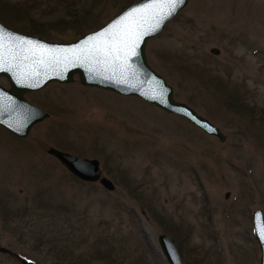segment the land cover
<instances>
[{
	"label": "rangeland",
	"instance_id": "obj_1",
	"mask_svg": "<svg viewBox=\"0 0 264 264\" xmlns=\"http://www.w3.org/2000/svg\"><path fill=\"white\" fill-rule=\"evenodd\" d=\"M137 1L0 0V22L70 42ZM164 29L146 43L147 61L225 139L79 75L25 94L49 116L24 138L0 127V245L11 251L0 264H169L160 234L183 264H259L264 0H188ZM50 147L97 159L115 190L76 179Z\"/></svg>",
	"mask_w": 264,
	"mask_h": 264
},
{
	"label": "water",
	"instance_id": "obj_2",
	"mask_svg": "<svg viewBox=\"0 0 264 264\" xmlns=\"http://www.w3.org/2000/svg\"><path fill=\"white\" fill-rule=\"evenodd\" d=\"M162 3L164 0L132 3L107 23L70 42L49 41L12 30L0 22V69H3L0 81L6 79L8 84L5 87L0 82V127L17 137H26L30 129L46 120L49 114L30 103L25 94L40 91L50 83L68 84L79 75L82 85L138 97L224 140L223 131L185 102L174 98L172 86L147 61L146 43L165 31L166 25L185 8L188 0L178 3L174 10L169 6L159 7ZM150 4L156 7L146 8ZM140 9L145 10L132 20H125ZM128 28L135 31V54L131 46H125ZM210 52L218 55L220 50L213 47ZM47 150V154L59 160L75 178L87 183L98 182L108 191L115 190L111 179L102 175L97 159L78 157L53 147ZM228 196L229 193L225 195ZM263 214L261 209H256L252 215L254 237L261 254L259 264H264ZM158 238L169 264H183L174 239L166 234ZM0 253L11 254V251L0 245Z\"/></svg>",
	"mask_w": 264,
	"mask_h": 264
},
{
	"label": "snow or ice",
	"instance_id": "obj_3",
	"mask_svg": "<svg viewBox=\"0 0 264 264\" xmlns=\"http://www.w3.org/2000/svg\"><path fill=\"white\" fill-rule=\"evenodd\" d=\"M183 0H164V3H162L161 5H159V7L163 8L165 6H169L171 7L173 10L175 9V7L177 6L178 3H182ZM152 7H156V5H147L146 8H152ZM145 9H140V10H134L132 13H130L125 20H132L133 17L138 16L140 14L141 11H144ZM125 35L128 37V39L125 41V46H131V50H132V54H135V50H134V45L136 42V36H135V31L133 28H128ZM3 70V69H0Z\"/></svg>",
	"mask_w": 264,
	"mask_h": 264
},
{
	"label": "trees",
	"instance_id": "obj_4",
	"mask_svg": "<svg viewBox=\"0 0 264 264\" xmlns=\"http://www.w3.org/2000/svg\"><path fill=\"white\" fill-rule=\"evenodd\" d=\"M36 34H38V35H42V33H36ZM230 97H231V95L227 97V99H228L227 103L229 104V106H230L231 101L233 100L232 97H231V98H230ZM229 98H230V99H229ZM236 100H237V99H236ZM236 100H235L232 104L236 107V109L238 110V112H242V111H244V109H241V107H239L238 104L236 105V103H235ZM239 105H242V102H241ZM244 112H245V111H244ZM72 176H73V175H72ZM76 179H77V178H76ZM6 206H7V205L3 203V205H1V208L4 209V208H6ZM41 242H42V241H41ZM45 242H46V241H45ZM47 243H53V244H56L57 247H62V246H63V244H62L61 242H59V241H54V242H53V241L51 240V241H49V242H47ZM42 244H44V243L42 242Z\"/></svg>",
	"mask_w": 264,
	"mask_h": 264
},
{
	"label": "flooded vegetation",
	"instance_id": "obj_5",
	"mask_svg": "<svg viewBox=\"0 0 264 264\" xmlns=\"http://www.w3.org/2000/svg\"><path fill=\"white\" fill-rule=\"evenodd\" d=\"M10 28V27H9ZM11 29V28H10ZM13 30V29H12Z\"/></svg>",
	"mask_w": 264,
	"mask_h": 264
}]
</instances>
